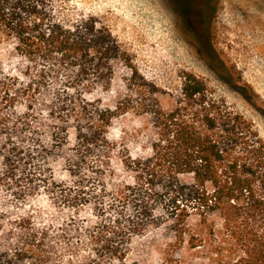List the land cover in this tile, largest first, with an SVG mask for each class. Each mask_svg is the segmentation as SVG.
Here are the masks:
<instances>
[{
  "label": "trees",
  "instance_id": "trees-1",
  "mask_svg": "<svg viewBox=\"0 0 264 264\" xmlns=\"http://www.w3.org/2000/svg\"><path fill=\"white\" fill-rule=\"evenodd\" d=\"M65 9L0 0V264H143L158 230L157 264H264L253 123L193 73L164 91L108 24ZM128 114L153 130L135 153L109 137Z\"/></svg>",
  "mask_w": 264,
  "mask_h": 264
},
{
  "label": "rangeland",
  "instance_id": "rangeland-1",
  "mask_svg": "<svg viewBox=\"0 0 264 264\" xmlns=\"http://www.w3.org/2000/svg\"><path fill=\"white\" fill-rule=\"evenodd\" d=\"M63 2L69 19L84 12L108 24L141 74L158 87L177 94L184 76L193 73L212 94L246 116L264 140V0ZM152 134L147 118L128 114L114 122L109 137L135 153ZM142 242L143 264H157L170 241L158 230Z\"/></svg>",
  "mask_w": 264,
  "mask_h": 264
}]
</instances>
